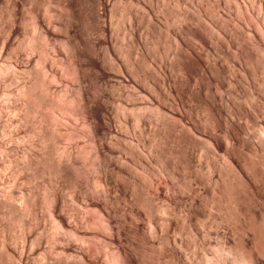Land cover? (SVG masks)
Wrapping results in <instances>:
<instances>
[{
  "label": "bare ground",
  "instance_id": "6f19581e",
  "mask_svg": "<svg viewBox=\"0 0 264 264\" xmlns=\"http://www.w3.org/2000/svg\"><path fill=\"white\" fill-rule=\"evenodd\" d=\"M144 2L0 0V264H264V0Z\"/></svg>",
  "mask_w": 264,
  "mask_h": 264
},
{
  "label": "rangeland",
  "instance_id": "374dc122",
  "mask_svg": "<svg viewBox=\"0 0 264 264\" xmlns=\"http://www.w3.org/2000/svg\"><path fill=\"white\" fill-rule=\"evenodd\" d=\"M138 2H139V0H138ZM143 3H145L144 2V0H143ZM140 4H142V0H140V3H138V5H134V7H133V9L134 10H138V13H137V10L135 11L137 14H138V19H137V21H134L133 22V26L135 27V28H137L136 30L141 34V36L143 37H140V40L141 39H143L142 41L144 42V41H149L150 40V36H149V34H147L146 33V27H147V19H146V15H147V13L149 14L151 11L153 12H151L150 14H149V16L151 17V16H160V14L161 13H159L160 12V5H159V3H157V2H154V6H155V8L152 6L151 7V5H153V2L151 3V4H149V3H145V4H143L142 6L140 5ZM263 4V3H262ZM147 5V6H146ZM148 5H149V7H148ZM157 5V6H156ZM183 5V8L185 7V8H187V4L185 3H183L182 4ZM182 5H181V7H182ZM180 7V8H181ZM148 8H149V12H148ZM154 8V9H153ZM151 9V10H150ZM153 9V10H152ZM182 9V8H181ZM140 13H141V15H140ZM143 15H145V16H143ZM158 19H159V17H157ZM151 19H152V21H154V19H153V17H151ZM146 20V21H145ZM159 20H161V19H159ZM127 24H128V22H127ZM140 29V30H139ZM145 36V37H144ZM147 37H149V38H147ZM145 38V39H144ZM149 39V40H148ZM166 40H170L169 39V37L167 38V39H164V41H166ZM164 41H161V43L163 42V45L165 44V42ZM169 44H170V41H167ZM167 42H166V44H165V48L167 49V47H168V44H167ZM149 43V42H148ZM164 47V46H163ZM160 50V52L162 53V57H161V60L163 61V62H167V61H165L166 59H165V57H168V56H166L167 55V53H165L164 51H166L165 49L164 50H162V48H160L159 49ZM158 50V51H159ZM166 54V55H164V53ZM168 52H170L169 50H168ZM160 53V54H161ZM169 55V57H170V53L168 54ZM165 56V57H164ZM164 57V58H163ZM219 133V132H218ZM218 158H220L221 159V157H218ZM18 178H20V175L18 176ZM42 213H43V210H42ZM44 213H45V211H44ZM44 213H43V216L46 218L47 217V215H46V213H45V215H44ZM44 218V220H47L48 218H46L45 219ZM46 222V221H45ZM214 236H215V233H213V230H211V237H212V239H214ZM211 239V240H212Z\"/></svg>",
  "mask_w": 264,
  "mask_h": 264
}]
</instances>
